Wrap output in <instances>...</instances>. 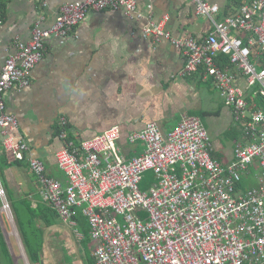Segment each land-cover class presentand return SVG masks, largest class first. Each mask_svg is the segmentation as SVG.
Here are the masks:
<instances>
[{
  "label": "built area",
  "instance_id": "obj_1",
  "mask_svg": "<svg viewBox=\"0 0 264 264\" xmlns=\"http://www.w3.org/2000/svg\"><path fill=\"white\" fill-rule=\"evenodd\" d=\"M212 32L202 40L172 39L163 23L150 21L144 37L170 40L183 53L182 76L212 81L241 123L247 145L223 166L213 158L209 131L199 117L185 116L164 134L149 123L129 135L144 153L128 161L119 146L121 134L108 131L79 140L66 118L59 121L63 148L56 156L65 181L48 177L45 165L28 159L42 197L65 223L76 226L81 215L98 247L95 264H264V0H240L237 13L219 18L221 8L209 0H188ZM124 11L131 16L137 0H85L65 4L54 25L37 24L29 42H19L0 76V143L24 163L30 148L6 94L30 84L31 71L52 39L72 40L92 11ZM151 18H149L150 20ZM263 174L257 186L253 169ZM157 183L141 190L146 174ZM1 264V262H0Z\"/></svg>",
  "mask_w": 264,
  "mask_h": 264
},
{
  "label": "crops",
  "instance_id": "obj_2",
  "mask_svg": "<svg viewBox=\"0 0 264 264\" xmlns=\"http://www.w3.org/2000/svg\"><path fill=\"white\" fill-rule=\"evenodd\" d=\"M4 1L0 76L7 57L19 42L32 39L37 24L49 29L65 4L85 0H0V5ZM209 1L221 8L220 19L236 14L241 5L239 0ZM137 3L138 10L131 16L121 10L90 12L75 29L74 39L47 43L44 58L31 71L29 86L7 92V111L17 117L30 153L26 162H17L0 143L1 264H31L15 210L24 221L31 250L42 252L40 264H95L98 245L88 222L82 219L76 226L63 222L44 201L28 165V159L41 161L48 177L65 181L56 160L63 148L58 132L62 118L79 140L118 130L119 146L128 161L144 153L141 143L129 144L130 134L149 123H157L169 134L185 116L202 120L213 143V158L223 166L234 160L238 145L249 143L213 82H204L198 75L182 76L183 53L170 40L154 42L144 37L152 21L163 23L172 39L202 40L212 32L211 23L198 16L188 0ZM258 170L253 169L256 182L262 176Z\"/></svg>",
  "mask_w": 264,
  "mask_h": 264
},
{
  "label": "trees",
  "instance_id": "obj_3",
  "mask_svg": "<svg viewBox=\"0 0 264 264\" xmlns=\"http://www.w3.org/2000/svg\"><path fill=\"white\" fill-rule=\"evenodd\" d=\"M5 2L6 1L2 2L1 5H0V9L2 11L5 8V4H6ZM239 2H240V0H239ZM201 118L204 119V117H201ZM58 132H60V131H58ZM0 182L3 185L2 174L0 175ZM156 183H157V180H156L155 175L153 173H148V174H146V176L144 178V181H143L142 186H141V190L143 192H147ZM252 184H253V180L244 179L241 182L239 187L243 188V189H248V188H251L253 186H257V183L253 184V185ZM2 208H3V202H2V199L0 197V210ZM15 215H16V218H17L18 228H19L20 234L22 236L24 245L26 247L27 255L29 257L30 263L31 264H40V257H41V253L42 252H40V251H35L34 252V251L31 250L32 245L27 240V237H26V235H27L26 226L24 224V221H23L22 217L20 216V214L16 210H15ZM82 219H84V218L80 215L76 221L79 223ZM30 223H32L31 220H30Z\"/></svg>",
  "mask_w": 264,
  "mask_h": 264
},
{
  "label": "rangeland",
  "instance_id": "obj_4",
  "mask_svg": "<svg viewBox=\"0 0 264 264\" xmlns=\"http://www.w3.org/2000/svg\"><path fill=\"white\" fill-rule=\"evenodd\" d=\"M242 140H243V138H242V139H240L239 141H242ZM258 171H259V174H260V175H262V174H263L262 170H258ZM256 183H257V182L254 180V181H253V184H256Z\"/></svg>",
  "mask_w": 264,
  "mask_h": 264
}]
</instances>
